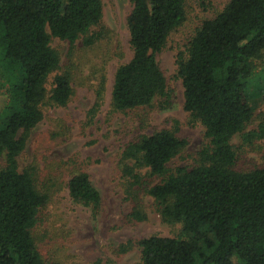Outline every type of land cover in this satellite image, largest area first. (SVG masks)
Instances as JSON below:
<instances>
[{
	"label": "trees",
	"instance_id": "obj_1",
	"mask_svg": "<svg viewBox=\"0 0 264 264\" xmlns=\"http://www.w3.org/2000/svg\"><path fill=\"white\" fill-rule=\"evenodd\" d=\"M101 17L100 0H0V68L8 95L0 113V264H58L42 257L31 234L48 192L37 187L32 171L20 168L19 159L42 118L41 105L64 106L72 92L67 71L55 74L46 88L59 67L51 37L72 46L83 36V44L91 45L98 35L89 31ZM184 20V0H131V57L113 75L115 110L148 106L166 93L155 54ZM263 50L264 0H228L201 22L176 58L183 108L202 125L206 140L195 164L169 170L186 144L176 126L142 134L121 150L124 192L134 203L128 216L145 219V195L163 222L180 224L176 236L136 241L142 264H264V166L235 170L230 141L253 116L252 62ZM254 136L263 137L264 126ZM143 169L161 180L145 185ZM66 186L75 202L99 206V191L86 171L71 174Z\"/></svg>",
	"mask_w": 264,
	"mask_h": 264
},
{
	"label": "rangeland",
	"instance_id": "obj_2",
	"mask_svg": "<svg viewBox=\"0 0 264 264\" xmlns=\"http://www.w3.org/2000/svg\"><path fill=\"white\" fill-rule=\"evenodd\" d=\"M100 1V23L89 31L98 35L93 44L84 45L83 36L72 46L51 37L59 67L49 75L46 88H51L55 74L67 71L72 92L64 106L41 105L42 118L29 132L19 159L20 168L32 171L37 187L48 192L49 199L38 210L31 234L42 257L58 264H142L138 239L151 234L178 235L180 224L163 222L148 196L140 198L145 219L128 216L134 203L124 192L119 157L124 145L140 135L176 126V136L186 144L168 168L195 164L206 140L202 125L183 108L176 58L201 22L212 18L228 0H184L185 20L155 54L165 76L166 93L148 106L125 112L112 107L110 91L115 69L131 57L126 27L131 0ZM252 63L249 92L253 116L230 140L236 153L233 168L238 171L264 166V136H254L264 126V50ZM3 77L0 68V113L8 96ZM78 170L86 171L99 191L96 209L69 195L66 183ZM142 173L145 185L161 180L144 169ZM129 242L130 247L122 251Z\"/></svg>",
	"mask_w": 264,
	"mask_h": 264
}]
</instances>
